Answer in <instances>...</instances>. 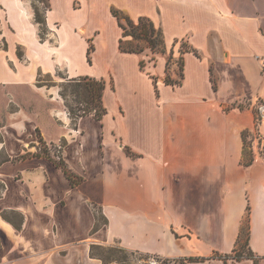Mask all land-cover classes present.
Listing matches in <instances>:
<instances>
[{
  "label": "crops",
  "instance_id": "obj_1",
  "mask_svg": "<svg viewBox=\"0 0 264 264\" xmlns=\"http://www.w3.org/2000/svg\"><path fill=\"white\" fill-rule=\"evenodd\" d=\"M40 3L43 25L30 0H0V86L35 87L55 107L46 114L37 103L33 118L16 110L0 126V151L34 152L39 133L83 181L72 186L42 155L2 162L0 212L22 221L16 228L0 215V264H105L91 245L113 241L161 256L209 257L191 264H256L211 255L233 252L249 209L247 247L264 256V162L243 164L248 112L233 106L264 92V0ZM111 8L148 17L166 52L155 60L120 52ZM179 62L181 83H166L167 74L179 79ZM57 71L105 81L102 118L72 123L58 90L39 85ZM96 209L108 223L93 230Z\"/></svg>",
  "mask_w": 264,
  "mask_h": 264
},
{
  "label": "trees",
  "instance_id": "obj_2",
  "mask_svg": "<svg viewBox=\"0 0 264 264\" xmlns=\"http://www.w3.org/2000/svg\"><path fill=\"white\" fill-rule=\"evenodd\" d=\"M39 2H44V0H38ZM34 10V19L40 25L44 24V16L41 14L36 7H33ZM112 15L116 18L119 27L121 28V37L119 39V51L125 53H142L144 52V48H148L152 55L150 56L151 60L156 59V55L162 54L166 52L164 45V37L160 27H156L154 23L148 18L144 16L138 17L136 20L130 19L128 16H125L126 22L122 21L124 18L123 13L116 8H111ZM131 38L137 41L142 40L145 42V46H140L136 44L135 46L130 43H126V38ZM93 50V45L90 44L88 48V61L91 62L90 53ZM169 61V60H168ZM181 65V63H180ZM140 67H144V59L140 60ZM183 75L180 74V78L178 80H173L166 75L165 81L171 85H179L181 83ZM213 86H215L214 79L212 78ZM68 86H72L73 90L71 93L76 97V100L83 106L76 107L75 109L66 103V108L68 112L71 114V119L75 121L81 116L93 113L97 119L102 118V116L106 113V109L103 106L102 96L105 89V81L102 78H95L90 76H80L77 78H72L67 81ZM62 97L65 96V93L61 92ZM38 142L43 144L44 147L41 151H29L28 148H25L23 152L13 158H10L5 155L4 158L0 160V164L2 162L8 160H19L22 158H26L29 156H45L54 162V164L60 168L67 179L69 180L72 186L78 185L83 181V177L76 174L72 171L66 162L64 161L61 154H56L57 160L50 155L49 148L44 144L42 138L38 133ZM34 146V144L30 145V147ZM58 151V150H57ZM59 152V151H58ZM126 153L130 156H133L134 153L129 149H126ZM244 165H249V162L243 161ZM3 185L0 183V195ZM20 216L19 221L15 222L7 218L5 215V211L0 212V215L3 219L11 222L14 227L19 228L20 223L22 221V216L15 211H11ZM244 219L247 221V225L249 226V209H247ZM108 223L107 218L102 214L100 209H96L95 212V225L93 230H97L100 227L106 225ZM243 224L240 228V232L237 239L236 248L232 253H219L214 252L211 257L219 258L226 261L229 258L240 260L242 258H254L253 253L249 250L248 253L243 254L240 253V250L247 245L248 243V230L245 239H242L243 234ZM240 240H243V243H240ZM99 252H96V251ZM90 255L92 257H96L102 261V263H116V264H191L194 261H202L209 257H196V256H177V257H167L161 256L159 254L140 252L136 250H130L118 245H91Z\"/></svg>",
  "mask_w": 264,
  "mask_h": 264
},
{
  "label": "rangeland",
  "instance_id": "obj_3",
  "mask_svg": "<svg viewBox=\"0 0 264 264\" xmlns=\"http://www.w3.org/2000/svg\"><path fill=\"white\" fill-rule=\"evenodd\" d=\"M30 4L33 7H36L38 11L43 14L45 9V5L40 3L38 0H30ZM34 11V10H33ZM124 18H122L123 22H126L125 16L126 14L123 13ZM42 27V26H41ZM126 43H130L131 45L135 46L139 44L140 46H145V42L142 40L137 41L131 38H126ZM142 55L151 56L152 53L148 48H144V52ZM157 56V55H156ZM180 64V62L178 63ZM179 78L181 72V65H179ZM262 74V73H261ZM263 75V74H262ZM45 79L46 81L39 85H44L46 89H55L58 90V94L62 99V102L66 108V103L73 107L74 109L78 106L81 107L82 105L76 100V97L71 93L73 90L72 86H68L67 79L64 77L62 71H57L53 76ZM46 92V91H45ZM61 92L65 93V96L62 97ZM45 95H48L46 92ZM264 95L263 91H257L242 101H236L233 106H237L240 109H245L248 112V119H249V126L242 131V140H243V161L249 162L250 164L257 158L260 161L264 162V127L258 120L257 114V105L262 100ZM37 103H44L40 108V112L48 113L50 108L55 107V102L45 97L43 94H40L35 87L28 86V85H7V86H0V126L6 123H9L12 118L11 114L15 113L16 110H21L24 114L28 115L30 118H33L35 111V104ZM83 107V106H82ZM68 112V110H67ZM68 115L71 118V114L68 112ZM74 121L72 120V123ZM44 145L39 143L37 144V150L41 151ZM48 147V146H46ZM57 148H52L49 151L50 155H52L56 160V154H61V152L57 151ZM5 157V154L0 151V160ZM7 218L12 221H19L20 216L14 212L8 211L5 212ZM244 220L243 224V234L242 239L246 238L248 225L246 219ZM243 240H240V243ZM98 245H118L117 241H113L110 244H98ZM96 252H99L98 250ZM248 247L245 245L241 250L240 253L246 254L248 253ZM254 256V255H253ZM254 260L256 264H264V256L262 257H255Z\"/></svg>",
  "mask_w": 264,
  "mask_h": 264
},
{
  "label": "built area",
  "instance_id": "obj_4",
  "mask_svg": "<svg viewBox=\"0 0 264 264\" xmlns=\"http://www.w3.org/2000/svg\"><path fill=\"white\" fill-rule=\"evenodd\" d=\"M260 71L264 75V56L260 58ZM257 114H258V120L261 123V125L264 127V96L262 100L257 105Z\"/></svg>",
  "mask_w": 264,
  "mask_h": 264
}]
</instances>
